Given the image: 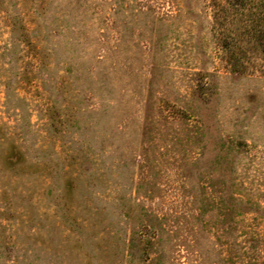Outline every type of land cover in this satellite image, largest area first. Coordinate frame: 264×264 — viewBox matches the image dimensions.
Listing matches in <instances>:
<instances>
[{
  "label": "rangeland",
  "instance_id": "1",
  "mask_svg": "<svg viewBox=\"0 0 264 264\" xmlns=\"http://www.w3.org/2000/svg\"><path fill=\"white\" fill-rule=\"evenodd\" d=\"M210 0H0V264H264V56Z\"/></svg>",
  "mask_w": 264,
  "mask_h": 264
},
{
  "label": "trees",
  "instance_id": "2",
  "mask_svg": "<svg viewBox=\"0 0 264 264\" xmlns=\"http://www.w3.org/2000/svg\"><path fill=\"white\" fill-rule=\"evenodd\" d=\"M217 38L232 71L245 68L249 48L264 56V0H210Z\"/></svg>",
  "mask_w": 264,
  "mask_h": 264
}]
</instances>
